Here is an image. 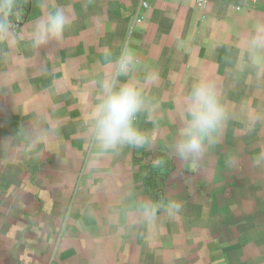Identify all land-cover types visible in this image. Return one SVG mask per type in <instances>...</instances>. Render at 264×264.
I'll return each mask as SVG.
<instances>
[{"label":"crops","instance_id":"crops-1","mask_svg":"<svg viewBox=\"0 0 264 264\" xmlns=\"http://www.w3.org/2000/svg\"><path fill=\"white\" fill-rule=\"evenodd\" d=\"M13 2L0 36V264H264V167L250 160L264 127L245 135L229 120L198 162L172 148L197 79L214 81L233 112L264 110V79L236 68L248 62L243 38L264 24V0ZM57 7L69 19L64 41L32 48V27ZM125 45L137 78L158 73L155 124L137 117L154 138L97 157L87 120L101 52ZM169 199L179 214L142 220L144 202Z\"/></svg>","mask_w":264,"mask_h":264},{"label":"clouds","instance_id":"clouds-1","mask_svg":"<svg viewBox=\"0 0 264 264\" xmlns=\"http://www.w3.org/2000/svg\"><path fill=\"white\" fill-rule=\"evenodd\" d=\"M14 10L13 0L0 3V36L10 31L6 18ZM68 26L69 19L62 8L49 11L32 27L29 36L31 47L40 49L62 44ZM243 51L248 62H238L237 70L243 72L251 66L255 68L256 79H264V24L258 23L243 38ZM101 56L106 61V70L96 82L97 103L87 120L94 155L103 157L123 147L149 145L153 141V133L141 128L137 117L143 113L155 124L159 101L150 95V89L157 84L158 73L147 70L142 78H137L139 58L127 45L115 54L106 49ZM180 108L184 117L172 148L175 156L185 161L201 160L217 143L221 129L231 119L240 120L245 135H254L264 127V110H252L242 103L238 112L231 111L215 82L206 78L192 83L180 101ZM250 160L253 166L264 167V146L259 147ZM181 209L179 200L169 199L163 204L144 202L139 210L142 220L151 225L159 211L174 217Z\"/></svg>","mask_w":264,"mask_h":264},{"label":"built area","instance_id":"built-area-1","mask_svg":"<svg viewBox=\"0 0 264 264\" xmlns=\"http://www.w3.org/2000/svg\"><path fill=\"white\" fill-rule=\"evenodd\" d=\"M209 0H196L197 5L200 8H204L207 4H208ZM150 4L149 0H142V7H148ZM11 26H13L14 28H18L21 23H22V19L20 18H14V20H12L11 22Z\"/></svg>","mask_w":264,"mask_h":264}]
</instances>
